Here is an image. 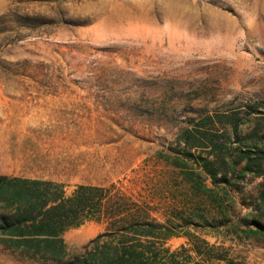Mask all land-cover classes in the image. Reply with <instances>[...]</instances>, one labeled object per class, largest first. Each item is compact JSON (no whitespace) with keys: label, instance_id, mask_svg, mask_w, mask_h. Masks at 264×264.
Instances as JSON below:
<instances>
[{"label":"rangeland","instance_id":"374dc122","mask_svg":"<svg viewBox=\"0 0 264 264\" xmlns=\"http://www.w3.org/2000/svg\"><path fill=\"white\" fill-rule=\"evenodd\" d=\"M259 100L264 0H0V173L103 196L99 218L64 231L67 257L147 218L174 232L155 239L164 255L264 264L262 175L228 162L263 158ZM0 264L52 262L0 241Z\"/></svg>","mask_w":264,"mask_h":264},{"label":"trees","instance_id":"16d2710c","mask_svg":"<svg viewBox=\"0 0 264 264\" xmlns=\"http://www.w3.org/2000/svg\"><path fill=\"white\" fill-rule=\"evenodd\" d=\"M264 100L250 103L253 109L260 111ZM188 116H194L193 108H188ZM201 119L208 120L210 115L202 114ZM238 123L234 124L235 132ZM200 134L188 127L182 131L186 134L185 140H202L205 133L197 127ZM201 134H204L202 137ZM214 148L220 143L209 137ZM251 149V150H249ZM248 152L241 151L239 157L228 159L231 168L236 171L238 161L245 159L243 170L238 176L252 170L262 175V189L260 191L264 203V167L262 159H256L255 149ZM218 156V151L213 149ZM193 154V151H186ZM199 160L207 171L213 176L218 175V166L212 165L207 155H201ZM217 158V157H216ZM223 159L222 156L219 157ZM225 162V161H224ZM223 177L227 178L226 172ZM229 180V179H228ZM99 186L79 184L71 194H66L62 186L52 179L30 178L20 175L0 173V199H4L7 207L0 210V241L7 247L19 250L24 256L42 259L52 264H204L200 260L192 261V255L180 259L175 253L164 255L163 249L157 245L155 239L167 237L174 232L165 227L161 221L154 219L130 220L120 225L119 233L115 239L107 238L101 242L110 231L98 233L93 239V251L82 255L66 256L64 231L70 227L81 224L86 218L100 217L103 206L102 194L95 195ZM253 222L256 230L264 231V220L255 217ZM168 228V229H167ZM196 250L203 253L196 244ZM168 250V249H166Z\"/></svg>","mask_w":264,"mask_h":264}]
</instances>
